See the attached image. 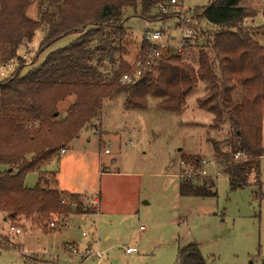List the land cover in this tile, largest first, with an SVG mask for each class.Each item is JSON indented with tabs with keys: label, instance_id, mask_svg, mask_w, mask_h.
Returning a JSON list of instances; mask_svg holds the SVG:
<instances>
[{
	"label": "rangeland",
	"instance_id": "374dc122",
	"mask_svg": "<svg viewBox=\"0 0 264 264\" xmlns=\"http://www.w3.org/2000/svg\"><path fill=\"white\" fill-rule=\"evenodd\" d=\"M208 2L178 0L177 9L198 21V9ZM58 6L55 0H35L25 14L39 21L43 12L57 11ZM239 6L255 14L243 26L264 47V0H240ZM129 13L125 14V28L130 34L123 47L124 59L131 65L144 27L165 28L174 18L157 23ZM198 24L195 29L201 28L202 34L181 55L194 67L204 41L214 30L204 20ZM47 33L48 25H40L28 46L19 48L18 57L27 58L21 75L31 64L42 63L49 53L76 38L62 37L40 53ZM171 34L177 35L176 31ZM208 56L212 60L210 52ZM206 91L207 85L198 82L180 113L158 109L159 101L152 97L141 110L127 108L123 93L104 100L99 116L63 153L58 149L47 163L25 177V187L32 189L39 175L48 173L55 177L58 190L76 193L65 202L71 214H55L44 229L23 218L4 222L0 215V264H177L180 250L187 245H195L208 264H264V156L257 160L248 184L231 189L214 146L230 138V127L227 122L213 127L212 115L198 108L197 99ZM74 101L69 97L60 103L58 113L64 116ZM227 148L223 145L221 151L228 152ZM195 159L200 163L196 165ZM5 170L0 165V173ZM184 180L196 185L212 183L208 188L213 195L181 197L178 188ZM96 213L98 217L92 215ZM10 227L23 232L15 235ZM71 247L76 254L70 252ZM127 247L137 252L127 255ZM86 252L102 256H87Z\"/></svg>",
	"mask_w": 264,
	"mask_h": 264
},
{
	"label": "trees",
	"instance_id": "16d2710c",
	"mask_svg": "<svg viewBox=\"0 0 264 264\" xmlns=\"http://www.w3.org/2000/svg\"><path fill=\"white\" fill-rule=\"evenodd\" d=\"M33 2L0 0V64L20 60L19 48L28 46L42 24L48 25V33L40 53L62 37L76 38L49 53L42 63L31 64L24 75L20 70L0 80V165L6 168L0 173L2 220L16 223L23 218L44 229L55 214H71L62 201L77 195L58 190L55 177L41 173L32 189L25 187V177L77 138L99 116L104 100L120 93L127 108L145 109L147 98L152 97L159 101L158 109L180 113L195 85L205 83L207 91L197 99L198 108L212 115L213 127L227 122L231 131L228 140L214 144L215 155L224 163L231 189L248 184L263 156L264 47L244 28L255 14L239 6L240 0H209L198 9L195 27L204 20L214 30L204 41L197 67L180 55H166L151 72L128 86L120 84L121 77L131 72L124 59L123 43L130 34L125 14L164 22L169 17L160 13V7H168V0H55L60 3L57 11L46 10L39 21L25 14ZM197 31L202 34L201 28ZM150 51L151 45L142 40L136 59L146 60ZM69 97L75 101L63 116L57 106ZM223 145L228 152L221 151ZM234 152L246 160L234 161ZM197 163L200 160L195 159ZM212 186L184 180L178 192L181 197L205 198L213 195L208 188ZM177 264L208 262L195 245H187L180 250Z\"/></svg>",
	"mask_w": 264,
	"mask_h": 264
},
{
	"label": "built area",
	"instance_id": "2783aa9c",
	"mask_svg": "<svg viewBox=\"0 0 264 264\" xmlns=\"http://www.w3.org/2000/svg\"><path fill=\"white\" fill-rule=\"evenodd\" d=\"M168 7H160V13L165 16L173 17L174 21L169 23L167 27L150 30L144 27L142 33V40L148 42L151 45L150 55L146 58V60L141 61L140 59H135L131 64V72L129 74H124L121 77L120 84L123 86L134 85L140 79L144 77L147 72H151V69L155 67L158 60L166 55H182L185 51L188 44L194 42L199 37V31L195 30L196 21L194 17L190 15H186V11L181 9H177L178 0H168ZM176 31V37L172 36V32ZM20 60L23 61V64L20 63ZM12 61H9L5 64H0V80L7 79L13 77L20 71L25 65V61L27 58L22 56ZM25 64V65H24ZM64 150H61L63 153ZM107 153V152H106ZM232 158L234 161H245L246 157L242 155L240 152H234L232 154ZM62 204H65V201H62ZM51 227H54V224H51ZM10 231L14 232L15 235L22 234V229L10 227ZM82 237H86L83 233ZM72 254H76V250L71 247L69 248ZM135 248H126L124 250L125 254H133L136 253ZM88 255H94L95 257H101L102 254L96 252L85 253Z\"/></svg>",
	"mask_w": 264,
	"mask_h": 264
},
{
	"label": "crops",
	"instance_id": "0c3cea01",
	"mask_svg": "<svg viewBox=\"0 0 264 264\" xmlns=\"http://www.w3.org/2000/svg\"><path fill=\"white\" fill-rule=\"evenodd\" d=\"M70 193H72V192H70ZM72 194H76V193H72ZM95 202H97L96 200H94ZM95 204V203H94ZM97 205V204H96ZM97 214V215H96ZM96 214H92L93 216H97L98 217V213H96ZM91 215V216H92ZM81 216H85V215H81ZM108 239V238H107ZM106 239V240H107ZM87 248V247H86ZM89 248H91V246L89 247ZM127 248H130V247H127ZM126 249V248H125ZM90 250V249H89ZM128 255H131V254H128Z\"/></svg>",
	"mask_w": 264,
	"mask_h": 264
},
{
	"label": "water",
	"instance_id": "95a60500",
	"mask_svg": "<svg viewBox=\"0 0 264 264\" xmlns=\"http://www.w3.org/2000/svg\"><path fill=\"white\" fill-rule=\"evenodd\" d=\"M262 152H263V156H264V147H263V149H262ZM9 172H10V171H9ZM5 220H6V219H4L3 221L5 222Z\"/></svg>",
	"mask_w": 264,
	"mask_h": 264
}]
</instances>
